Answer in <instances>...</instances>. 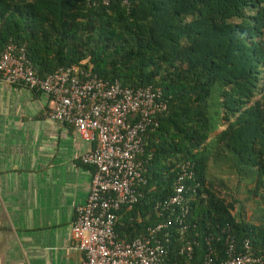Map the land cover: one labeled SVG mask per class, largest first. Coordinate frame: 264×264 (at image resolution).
<instances>
[{"label":"trees","instance_id":"obj_1","mask_svg":"<svg viewBox=\"0 0 264 264\" xmlns=\"http://www.w3.org/2000/svg\"><path fill=\"white\" fill-rule=\"evenodd\" d=\"M7 41L38 76L79 65L166 98L138 156L140 195L115 212L118 237L160 220L153 204L187 164L197 185L185 229L178 239L171 221L159 264H182L186 245L192 260L208 246L224 257L226 232L264 257V0H0V49Z\"/></svg>","mask_w":264,"mask_h":264},{"label":"built area","instance_id":"obj_2","mask_svg":"<svg viewBox=\"0 0 264 264\" xmlns=\"http://www.w3.org/2000/svg\"><path fill=\"white\" fill-rule=\"evenodd\" d=\"M0 83L43 93L50 102L47 118L69 125L90 143L79 155L81 163L92 167L88 191L73 207L69 229L70 241L80 253L77 264H159L167 251L171 221L178 225V239L185 229L180 217L197 185L187 164L180 166L171 193L154 202L152 208L161 218L145 232L121 238L113 223L115 212L131 207L140 195L137 187L144 178L138 156L146 136L157 126L156 115L166 108L161 92L150 85L131 88L116 79L108 81L79 65L58 66L38 76L24 47L11 41L0 49ZM176 207L179 213L172 216ZM222 242L224 257L210 256L209 246L200 259L192 260L188 245L177 253L183 256L182 264H263L264 257L253 255L247 241L238 249L226 232Z\"/></svg>","mask_w":264,"mask_h":264},{"label":"crops","instance_id":"obj_3","mask_svg":"<svg viewBox=\"0 0 264 264\" xmlns=\"http://www.w3.org/2000/svg\"><path fill=\"white\" fill-rule=\"evenodd\" d=\"M46 95L0 83V264H77L69 238L73 207L83 202L90 143L47 118Z\"/></svg>","mask_w":264,"mask_h":264},{"label":"rangeland","instance_id":"obj_4","mask_svg":"<svg viewBox=\"0 0 264 264\" xmlns=\"http://www.w3.org/2000/svg\"><path fill=\"white\" fill-rule=\"evenodd\" d=\"M84 61H85V59L81 60V63L84 62ZM248 185H249V183H247V184H245V185H242V186H243V187H246V186H248ZM242 186H240V189H238V196H239L240 198H243L244 203L247 204L246 212H247V211L249 212V208L252 207V203L250 202V197H247L244 193H242V191H243V187H242ZM231 189H233V188H231Z\"/></svg>","mask_w":264,"mask_h":264}]
</instances>
